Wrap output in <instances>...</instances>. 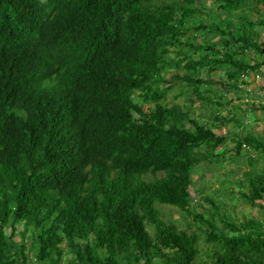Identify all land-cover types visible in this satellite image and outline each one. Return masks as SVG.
I'll use <instances>...</instances> for the list:
<instances>
[{
	"label": "trees",
	"instance_id": "16d2710c",
	"mask_svg": "<svg viewBox=\"0 0 264 264\" xmlns=\"http://www.w3.org/2000/svg\"><path fill=\"white\" fill-rule=\"evenodd\" d=\"M215 2L223 14L237 13L239 33L204 20ZM259 5L254 24L246 13ZM257 25L264 28V0H0V110L17 105L24 114H0V264H28L27 249L36 264H194L199 236L166 224L155 205L191 214L194 171L224 158L230 136L215 129L238 125L246 111L223 91L264 67ZM191 31L203 35L199 45L186 37ZM73 50L81 56L65 59ZM250 50L259 61L243 58ZM48 53L40 72L34 59ZM19 54L28 58L22 65ZM222 68L224 85L213 75ZM14 77L21 91L11 88ZM176 83L210 109L199 116L205 123L177 96L168 100ZM252 93L264 101V92ZM34 105L43 116L31 124ZM234 152L252 168L238 196L264 213V137L244 134ZM194 218L211 230L212 264H264L260 222L222 220L220 229L215 216Z\"/></svg>",
	"mask_w": 264,
	"mask_h": 264
},
{
	"label": "rangeland",
	"instance_id": "374dc122",
	"mask_svg": "<svg viewBox=\"0 0 264 264\" xmlns=\"http://www.w3.org/2000/svg\"><path fill=\"white\" fill-rule=\"evenodd\" d=\"M215 8L214 10H211V8H208V14L206 17H204V20L208 24L211 22H214L213 24H218V26L221 28V30H226L227 27L231 30H234L233 33H239L241 31V27L243 22L238 21L235 15L229 14H223L222 9H219V3L217 4L215 2V5H213ZM248 9V8H247ZM257 11H247L246 15H248L247 19L250 22H253L254 24H258L257 19L262 15L263 8L262 5H259L256 7ZM213 12V13H212ZM198 16H196L197 20ZM236 26V27H234ZM258 26V25H257ZM256 30L259 33V37L255 39V42L263 43L264 42V28L260 26L256 27ZM192 36V41L199 45L203 41V35L199 36L196 35L195 32H189L186 37ZM212 39H214V42L216 43L217 47L221 49L222 46H225L218 37H214L212 35H209ZM185 37V38H186ZM235 48L234 46L232 47ZM226 50H228L226 48ZM232 51H235L232 50ZM233 54V53H232ZM254 50L248 51L243 58L247 59L248 61L255 62L259 61V58L255 56ZM238 54L233 55L236 58L240 57L237 56ZM172 58H174L173 55H171ZM255 60V61H254ZM226 69H221L219 71H216L214 75V79H216L221 84H226V76H225ZM179 76H182V73L178 72ZM171 74L166 75L165 79H169ZM201 77H204L202 74ZM259 81L252 80V77L247 78L245 84L246 87H249L251 89V92H247L246 90H225L224 89V97L223 99L226 100H234L233 104L231 106L238 108V106L242 103H245V98H254V93L252 91H256L259 93H263V87H264V74L261 72V75L258 79ZM182 86L178 83L174 86V89L169 93L168 100L171 99L172 96L176 97V103L180 105L184 111L188 110L190 117L193 120L199 119L200 114L203 115V117H206L210 114V109H199V103L196 101L195 96L191 92H183L184 89H181ZM205 89L204 86H201L200 92ZM183 92V94L180 96L179 94ZM187 98H190L194 105H190L188 103ZM240 98V99H239ZM239 99V100H238ZM255 102V101H254ZM253 103H245L247 105L242 106V109L238 108L240 111H246L247 115L243 112L242 117L240 118L241 121L237 125L235 122L227 123L223 129H220L217 127L215 129L216 135L220 134H229L230 137H228L225 147L226 153L224 158H222L219 163L218 162H211V163H203L198 166V168L194 171L192 176V186L189 187L188 191L192 197V203L190 206V213L191 214H185L179 212L174 207H170L167 205H160L156 204L155 208L159 212L160 218L166 223V224H173L178 229L185 230L189 235L191 234H197L199 236V243H198V255L196 257V260L194 264H212L215 260L214 256V248L212 245L208 244L205 241L206 234L210 232L209 226H199V222L195 221L194 215L195 214H202L204 218H207L210 215L215 216V218L212 220L214 222V225L217 228H222V220H226L228 222H233L236 226L240 224L241 222H244L247 219H255L256 221L260 222L262 226H264V213L263 211L259 210L257 207H251L245 201L238 196V193H247L246 190L242 189L241 187V180L244 179L243 174L245 172H248L251 170V164L247 160L245 161V157L247 155H244L243 157H236L234 152V143L238 139L242 138L244 134H255L261 137H264V112H257V106L258 101ZM151 106V105H150ZM150 106L148 104H143L142 108L144 112H148L150 109ZM237 110L236 112L238 115L241 114V112ZM226 111L222 113V115H225ZM246 116V117H245ZM211 118V117H210ZM200 123H205V120L200 118ZM213 125V123H212ZM224 147V148H225ZM244 149L248 150V148L243 147ZM222 150H217L214 154L220 155ZM250 155L255 156L253 153L249 151ZM263 157V155H261ZM149 178V177H148ZM147 178V179H148ZM233 190V192H232ZM211 198L214 200V204L216 205V208L218 211H216V208L212 207L211 204L205 201V198ZM20 228V227H19ZM149 230V233L153 234L152 227H147ZM10 235V230L6 231V237ZM15 241L22 242L21 238L15 237ZM34 250L27 249L26 254L28 255V264H34ZM68 260L67 257H65L63 263ZM153 264H161L159 261H155Z\"/></svg>",
	"mask_w": 264,
	"mask_h": 264
},
{
	"label": "clouds",
	"instance_id": "9594fccd",
	"mask_svg": "<svg viewBox=\"0 0 264 264\" xmlns=\"http://www.w3.org/2000/svg\"><path fill=\"white\" fill-rule=\"evenodd\" d=\"M36 38H34L33 40H35ZM52 53H48V54H46L45 56L44 55H40L39 56V59L40 60H37V59H34L33 57V59L35 60V63H34V68H38L39 69V71L40 72H42L46 67H47V65L49 64L48 62L51 60V58L50 57H48L49 55H51ZM10 55L13 57V58H15V55H17V54H13L12 55V52H10ZM20 55V57H18L17 58V60H18V64L19 65H22V64H24V62H25V60L26 59H28L27 57H26V55L25 54H23V55H21V54H19ZM79 56H81V54H79L77 51H68L66 54H65V59H67V58H75V57H79ZM31 57V56H30ZM30 60V59H29ZM31 61V66L33 67V61L32 60H30ZM261 72L264 74V67H261L257 72H254V73H249V72H247V71H245V72H243V74H242V78H244L245 77V80H247V78H249V77H252V80L254 79V80H256V81H259L257 78H256V76H259L260 77V75H261ZM204 75V78H205V74H203ZM248 75V77H246ZM10 84V86H11V88H14V90H22V88L21 87H23V84H22V82H21V79L20 78H15L14 77V79H13V82L12 83H9ZM264 88V87H263ZM236 89H238V90H246L247 92H251V89L249 88V87H246L245 85H242L241 84V81H239V83H238V87L236 88ZM13 91V90H12ZM263 92H264V90H263ZM240 99V98H239ZM238 99V100H239ZM256 102L257 100H254V99H252V98H248V97H246L245 98V103H253V102ZM69 101L67 100V99H61L60 100V104H65V103H68ZM255 102H254V104H255ZM245 103H242V104H240V105H242V106H245V105H247V104H245ZM264 103V101H262V102H259L258 101V104H263ZM239 105V106H240ZM13 110H17V112H18V116L19 117H21V118H23L24 119V114H23V110H22V108L21 107H19V106H17V105H14V106H12L11 108H3V109H1L0 110V114H2V113H7V114H10ZM30 110H31V113H32V115H31V124H35V123H37V122H39L40 120H41V118H42V116H43V111H41L40 109H38V107H36L35 105L34 106H32V107H30ZM246 114H247V112H246ZM63 115V114H62ZM65 115H66V113H65ZM40 117V118H39ZM61 119V118H60ZM66 119V118H65ZM67 120V119H66ZM72 120V116H70V120L69 121H71ZM245 145H243V147H244ZM247 148V147H246ZM20 229V228H19ZM35 261V260H34ZM34 264H36V263H34Z\"/></svg>",
	"mask_w": 264,
	"mask_h": 264
},
{
	"label": "built area",
	"instance_id": "2783aa9c",
	"mask_svg": "<svg viewBox=\"0 0 264 264\" xmlns=\"http://www.w3.org/2000/svg\"><path fill=\"white\" fill-rule=\"evenodd\" d=\"M256 78L258 79V78H259V76H256Z\"/></svg>",
	"mask_w": 264,
	"mask_h": 264
}]
</instances>
